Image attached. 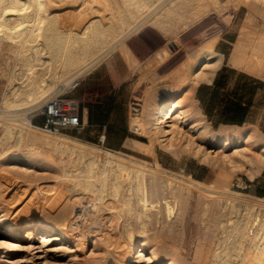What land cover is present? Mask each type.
Instances as JSON below:
<instances>
[{"label":"rangeland","instance_id":"rangeland-1","mask_svg":"<svg viewBox=\"0 0 264 264\" xmlns=\"http://www.w3.org/2000/svg\"><path fill=\"white\" fill-rule=\"evenodd\" d=\"M143 1L147 6L140 16L137 2L129 0H48L46 13L60 16L56 27L65 33L69 26V32L83 31L86 22L101 18L107 36L98 37L99 53L87 71L75 68L53 81L49 91L81 71L82 83L70 96L82 107L101 103L106 122L87 120L81 130L62 136L29 124L28 112L42 98L18 108L8 104L16 95L19 103L26 100L30 79L44 88L52 72L36 66L30 79L18 76L21 45L0 31V264H167L166 259L178 264L256 263L252 237L257 235V243L264 237V0ZM25 7L17 15H6L12 26L19 23L20 12L33 14L39 8L27 7L26 12ZM26 27H37L33 17ZM237 44L240 52L232 60ZM211 45L217 53L224 52L212 82L187 81L178 93L167 95L166 90L185 78L178 68L194 51ZM223 68L226 84L208 106ZM226 93L235 103L254 100L247 122L219 121ZM162 104L181 110L178 135L164 132L171 127L154 124ZM175 117L172 114L168 125L176 124ZM62 143L77 144L82 153L66 150ZM120 162L137 164L158 180L172 182L163 190L175 204L174 217L165 211L138 216L127 210L122 196L114 197L111 184ZM254 218L261 221L255 233L251 230V239L242 231L236 240L229 222L244 219L250 225ZM42 229L51 233L39 236ZM153 253L163 261H147Z\"/></svg>","mask_w":264,"mask_h":264},{"label":"bare ground","instance_id":"bare-ground-1","mask_svg":"<svg viewBox=\"0 0 264 264\" xmlns=\"http://www.w3.org/2000/svg\"><path fill=\"white\" fill-rule=\"evenodd\" d=\"M52 1L53 0H49ZM151 1V0H150ZM163 1V0H162ZM55 2V1H54ZM76 2V0H75ZM82 2V1H81ZM130 4L137 2V12L138 14L141 16L143 14V9L147 6L143 0H129ZM132 2V3H131ZM149 2V1H148ZM152 2V1H151ZM186 2V1H185ZM147 3V2H146ZM84 4V3H83ZM150 4V3H149ZM25 6V9H32L33 6L37 5L39 8L38 10L35 11L36 13L33 12V14H24L21 13L23 12L21 10V6ZM50 5L48 3V0H26L25 2H23L22 0H0V31L4 30V34L7 37H3V38H8V36L12 39V41L14 42H18V44L20 43L21 47L19 49V58L20 60H18V63L20 61V63L18 65H20L19 67L16 68V71L20 69L19 73L17 74L15 72V75L17 74L18 76H27V78L32 77L31 74L33 73H37L34 70L37 68L36 66H38V69L40 66H45L47 68H49V70L52 72L50 73V83H46V86L44 88H42V84L40 83V85H35L34 81L32 82V80L30 79V82L28 80V84H27V88H25L27 90V98L25 101L19 103L18 100L16 99L17 95L15 98H11L12 101L9 102V105H13V106H20V105H24V104H28L29 102L33 103V102H38L41 98L43 99V97H45L49 91H51L52 88V82L55 80H59L61 77H65L66 75H68L71 71L74 72L73 70L75 68H79L78 70H86L89 69L95 62L96 57L98 56V51L95 45L96 42H98V37H100V35H104L106 34L104 32V30L102 29V27H104L102 24V21L100 19H92V21L86 22L88 23V25L83 28V31H74L72 30V32H69V28L67 29L68 32H64L65 30L59 29V27H56V23L59 19V15L58 18H56V14L50 16L49 13L46 9V6ZM74 5V4H73ZM169 5V4H168ZM173 5V4H172ZM183 5V4H182ZM185 5V4H184ZM87 6V5H86ZM129 6V5H128ZM114 7V6H113ZM150 7V6H149ZM182 7V6H181ZM184 7V6H183ZM82 8V7H80ZM79 8V10H80ZM93 8V7H92ZM132 8V7H131ZM173 8V7H172ZM175 8V7H174ZM173 8V9H174ZM187 8V7H186ZM24 9V7H23ZM26 9V12H27ZM33 9V10H34ZM185 9V8H184ZM21 12L18 14L22 17L19 20V23L17 22L16 26H12L10 24V22L8 21V19L6 18V15L8 14H16L18 13V11ZM83 10V9H82ZM94 10V9H93ZM115 10V9H114ZM148 10V8H147ZM150 10V9H149ZM177 10V9H176ZM182 10V9H181ZM180 10V11H181ZM17 11V12H16ZM31 11V10H30ZM29 11V12H30ZM90 11V10H88ZM135 11V12H136ZM165 11V10H164ZM172 12V10H170ZM16 12V13H15ZM75 12V10H74ZM77 12V11H76ZM75 12V13H76ZM87 12V11H86ZM99 12V11H98ZM101 12V11H100ZM99 12V13H100ZM174 12V11H173ZM179 12V10H178ZM177 12V13H178ZM82 13H85V11L83 10ZM92 13V12H91ZM119 13V12H118ZM133 13V12H132ZM79 14V13H78ZM77 14V16H78ZM147 14V13H146ZM182 14L181 12H179V15ZM187 14V13H186ZM83 15V14H82ZM100 15V14H99ZM119 15V14H118ZM163 15V14H162ZM170 15V14H169ZM174 15V14H172ZM14 16V15H13ZM92 16V15H91ZM113 16V15H112ZM15 17V16H14ZM33 17L34 23L37 24V27L34 29H28L23 28L24 24L27 23L28 19H31ZM120 17V15H119ZM133 17V16H131ZM182 17V16H181ZM184 17V16H183ZM11 18V17H10ZM75 18V17H74ZM110 18V17H109ZM115 18V17H114ZM168 18V17H167ZM170 18V16H169ZM12 19V18H11ZM57 19V20H56ZM76 19V18H75ZM78 19V17H77ZM106 19V18H105ZM147 19V18H146ZM87 20V19H86ZM123 20V19H122ZM162 20V19H161ZM170 20V19H169ZM168 20V21H169ZM179 20V19H178ZM109 21V20H108ZM136 21V20H135ZM185 21V20H184ZM30 22V21H29ZM32 22V21H31ZM30 22V23H31ZM80 22V21H79ZM83 22V21H82ZM106 22V21H105ZM182 22V21H181ZM186 22V21H185ZM74 23V22H73ZM143 23V22H142ZM168 23V22H167ZM29 24V23H28ZM141 24V23H140ZM30 25V24H29ZM33 25V24H32ZM61 24H59L60 26ZM110 25V24H109ZM167 25V24H166ZM165 25V26H166ZM23 26V27H22ZM35 26V25H34ZM73 26V25H72ZM75 26V25H74ZM140 27V26H139ZM167 27V26H166ZM173 27V26H172ZM184 28H187V25H183ZM72 28V27H71ZM75 28V27H73ZM107 28V27H106ZM128 28V27H127ZM121 29V28H120ZM124 29V28H122ZM63 30V31H62ZM107 30V29H106ZM125 31V30H124ZM113 32V31H112ZM128 32V31H127ZM2 33V32H0ZM2 33V35H3ZM108 33V32H107ZM125 33V32H124ZM181 33V32H180ZM110 34V33H109ZM1 35V36H2ZM124 35V34H123ZM105 37H107L106 35H104ZM110 36V35H109ZM115 36V35H114ZM127 36V35H126ZM175 36V35H174ZM1 38V37H0ZM97 38V39H96ZM120 38V37H119ZM10 39V40H11ZM116 39V37H115ZM9 40V38H8ZM102 41V40H100ZM99 41V42H100ZM107 41V40H106ZM117 41V40H115ZM100 44V43H99ZM19 45V46H20ZM117 45V44H116ZM102 46V45H101ZM115 46V45H114ZM104 47V45H103ZM102 48V47H101ZM260 48V47H259ZM264 48V47H263ZM263 48H261L260 50H264ZM101 50V49H100ZM17 52V51H16ZM240 52V45H236L233 53H232V60H234L236 58V56L239 54ZM190 56V55H189ZM45 57L47 58L46 60ZM260 58V57H259ZM223 59V54H219L214 50V46L211 45L209 46L207 49H198L196 51H194L191 56L189 57L188 61L183 64V66L179 69L178 68V74L180 76V78H183V76H185V78L178 82L177 86L173 87V89H168L166 90L167 95H172L175 93H178V90L180 88H182L187 81L191 82V83H200V82H212L217 69L219 68L221 62ZM29 62L28 67L26 66L25 62ZM182 65V64H181ZM30 66V67H29ZM35 68V69H34ZM177 69V68H176ZM31 70V71H30ZM48 70V69H47ZM46 70V71H47ZM37 71V70H36ZM49 71V72H50ZM39 72V71H38ZM176 73V71H175ZM174 73V74H175ZM43 74H45L43 72ZM74 74V73H72ZM173 74V73H172ZM175 74V75H178ZM16 75V76H17ZM46 75V74H45ZM171 75V74H170ZM174 75V76H175ZM183 75V76H182ZM39 77H41L40 75H38ZM37 76V77H38ZM48 76V77H49ZM182 76V77H181ZM47 77V76H46ZM46 77H44L46 79ZM47 77V79H48ZM42 78V77H41ZM42 81H46V80ZM71 78V76H70ZM174 78V77H172ZM177 78V76H176ZM179 78V79H180ZM13 79V78H12ZM23 80V78H21ZM35 79V78H34ZM37 79V78H36ZM171 79V78H169ZM178 79V80H179ZM27 80V79H25ZM39 80V79H38ZM176 80L174 79H171ZM181 80V79H180ZM41 81V80H40ZM177 81V80H176ZM168 82V81H167ZM174 82V81H173ZM188 82V83H189ZM12 83V82H11ZM39 83V82H38ZM45 83V82H44ZM171 83V82H170ZM167 83V84H170ZM176 83V82H175ZM22 84V83H21ZM24 84V83H23ZM37 84V83H36ZM173 84V83H172ZM16 85V84H15ZM20 85V84H19ZM25 85V84H24ZM45 85V84H44ZM43 85V86H44ZM21 86V85H20ZM29 86V87H28ZM55 86V85H54ZM169 86V85H168ZM172 87V86H171ZM180 87V88H179ZM18 88V87H17ZM167 88V87H166ZM165 90V89H164ZM15 91V90H14ZM19 91V90H18ZM16 92V91H15ZM14 92V93H15ZM13 93V94H14ZM20 93V92H19ZM21 94V93H20ZM166 95V96H167ZM13 96V95H12ZM173 97V96H172ZM162 98V97H161ZM170 98V97H168ZM5 101H8L7 99ZM164 102V101H162ZM7 102H5L6 104ZM160 103V102H159ZM166 103V102H165ZM180 103V102H179ZM7 105V104H6ZM179 106V105H178ZM7 107V106H6ZM17 107V108H18ZM177 107V105H176ZM151 111V110H150ZM143 112V111H142ZM176 113V117L174 118L177 122L176 124L174 123L173 126L168 125L169 122H172V114ZM152 116V115H151ZM140 115L137 114L135 116V120L136 122H140ZM184 118V116H182V112L181 110H175L171 107V105H164L162 104L159 111H158V115L155 118V123L157 126L158 124H163V127H171L170 129H165L164 132L165 133H170V134H174V133H180L178 132V128L176 127L178 124V120ZM3 119V118H2ZM142 119V118H141ZM154 122V121H153ZM8 123V122H7ZM143 122H141L142 124ZM25 124V123H23ZM140 124V125H141ZM22 125V124H21ZM28 125V124H27ZM26 125V126H27ZM152 125V124H151ZM144 126V125H143ZM180 126H182L180 124ZM23 127V126H22ZM28 127V126H27ZM162 127V126H161ZM158 128V127H157ZM160 128V127H159ZM24 129H27L26 127ZM31 129V128H30ZM154 129V128H153ZM162 129V128H161ZM20 130V129H19ZM159 130V129H158ZM38 131V130H37ZM161 133H163V130L160 131ZM40 133V132H39ZM26 134V133H25ZM175 134V135H176ZM178 135V134H177ZM176 135V136H177ZM46 136V135H45ZM44 136V137H45ZM40 137V136H39ZM36 138V137H35ZM46 138V137H45ZM65 142H67V140H65ZM69 142V141H68ZM75 143V142H73ZM56 144V143H55ZM63 144V143H62ZM72 144V143H70ZM69 144V145H70ZM65 147H64V146ZM63 148L69 149L72 152L75 151H79L80 153H82V149L80 146H76L73 145L69 146L67 144H63ZM57 147V146H56ZM87 148V147H86ZM64 152V151H63ZM174 152V151H173ZM91 154V153H90ZM93 154V153H92ZM83 155V154H82ZM81 155V156H82ZM113 156V155H112ZM83 157V156H82ZM82 157H80L82 159ZM111 157V156H110ZM79 158V157H78ZM94 159V158H93ZM116 159V158H115ZM155 160V159H154ZM87 161H89L87 159ZM109 161V160H108ZM92 162V160H91ZM136 162V161H135ZM80 163V162H79ZM93 163V162H92ZM109 163V162H108ZM138 163V162H137ZM88 164L91 166V163L88 162ZM87 164V165H88ZM156 164V163H155ZM94 165V164H93ZM117 165V163H116ZM89 166V168H90ZM97 166V165H96ZM113 166V165H112ZM157 166V164H156ZM105 167V166H104ZM88 168V166H87ZM118 168V172H116V174L114 175V182H112L113 185L112 186V190H113V195L114 197L117 198H121L118 196H122L124 198V204L127 207V210L132 213L134 211H137V215L138 216H144L146 218H150V215H154L155 213L159 214L165 211V215L169 216V217H174L175 215V204L173 203V200L170 198V196H166L165 192L163 190V188H169L170 186H172V182L168 181H160L158 180V178L156 177L155 174L147 172V170L145 168H142V166H138L136 164V166H131V165H126L123 164V162L118 163L117 167ZM102 169V168H100ZM148 169V168H147ZM93 170V169H90ZM113 170V169H112ZM115 170V169H114ZM154 170V169H153ZM151 172V171H150ZM110 173V172H109ZM103 175V173H101ZM106 174V172H105ZM149 176V179L147 178ZM90 177V176H89ZM93 177V176H92ZM95 178V177H94ZM97 178V177H96ZM100 179V178H99ZM97 179V180H99ZM104 179V178H103ZM108 179H110L108 177ZM161 179V178H160ZM166 180V179H165ZM104 180H102L103 182ZM86 184V183H85ZM89 184V183H88ZM109 184V183H108ZM95 185V184H94ZM99 185V184H98ZM90 187H92L93 185L90 182ZM88 186V187H89ZM104 186V185H103ZM89 187V188H90ZM86 188V187H85ZM94 188V187H93ZM110 188V187H108ZM177 186L174 185V187H172V194L174 195V200L176 202L177 197H178V190L176 189ZM88 189V188H87ZM111 190V191H112ZM171 194V193H170ZM171 194V195H172ZM112 198V197H111ZM101 199V198H100ZM115 199V198H114ZM103 200V199H102ZM101 200V202H102ZM118 200V199H117ZM179 202V200H178ZM103 205V202H102ZM104 206V205H103ZM98 207V205L96 206ZM123 207V206H122ZM97 209L100 210H104V207H98ZM109 209V208H107ZM107 211V210H106ZM77 212V211H76ZM122 213V212H121ZM134 214V213H133ZM78 215V214H77ZM81 215V214H79ZM162 215V214H161ZM83 217V216H82ZM76 218V217H75ZM145 218V219H146ZM241 218V217H240ZM246 219V217H245ZM169 220H171V218H169ZM257 219L254 218L250 225L248 222H246L244 219H236L235 221H230L229 225H231L230 227V232L232 235H234L235 239L239 241V239H241L242 236V231H244V236H247L249 239H251V230L255 233V229L254 226L257 228V226L260 225V221L261 219H258V221H256ZM141 221V220H140ZM264 221V220H263ZM77 225V224H76ZM264 225V223H263ZM67 227V226H66ZM228 227V229H229ZM81 231V230H80ZM38 232V231H37ZM121 232V231H120ZM127 232V231H126ZM49 233H51L50 229H42L41 231H39V236H45L48 235ZM81 233V232H80ZM123 233V232H122ZM264 234V233H263ZM79 235V234H78ZM253 236V234H252ZM255 236V234H254ZM61 238L64 237L60 236ZM228 237V236H227ZM231 237V236H230ZM89 238V237H88ZM245 238V237H244ZM243 238V239H244ZM257 239V235L256 237H252V242H251V246L254 247V252H257L256 254L254 253V259L252 260H256V263L254 264H264V237H262L263 240H261V243H257L256 240ZM261 239V238H260ZM228 241V238H227ZM237 241V242H238ZM221 242V241H220ZM203 243V242H202ZM236 244V243H235ZM218 245V244H217ZM250 245V244H249ZM141 246H146L145 242L143 241ZM215 246V245H214ZM224 247V246H223ZM227 247V246H226ZM248 247V246H247ZM211 248V247H210ZM246 248V247H245ZM244 249V248H243ZM250 249V248H249ZM116 250V249H115ZM134 250V248H133ZM218 250V249H217ZM217 250L214 251V254H217ZM242 250V248H241ZM251 250V249H250ZM246 252V251H245ZM239 255V254H238ZM246 255V254H245ZM221 256V255H220ZM242 258V256H241ZM147 261L149 262H157L160 263L161 261H163V259L161 258V256H155V254H151L148 256ZM167 264H178V262H176L173 259H166ZM240 261V260H239ZM202 262V261H201Z\"/></svg>","mask_w":264,"mask_h":264},{"label":"built area","instance_id":"built-area-1","mask_svg":"<svg viewBox=\"0 0 264 264\" xmlns=\"http://www.w3.org/2000/svg\"><path fill=\"white\" fill-rule=\"evenodd\" d=\"M82 72L59 83L55 89L29 110V124L41 131L62 136L84 127L85 113L80 101L70 94L82 83Z\"/></svg>","mask_w":264,"mask_h":264},{"label":"trees","instance_id":"trees-1","mask_svg":"<svg viewBox=\"0 0 264 264\" xmlns=\"http://www.w3.org/2000/svg\"><path fill=\"white\" fill-rule=\"evenodd\" d=\"M225 71L227 69L223 68L218 71L214 83L212 85V92L210 98L208 100V106L211 105L214 100L218 97L221 92V89L224 87L225 80L227 75H225ZM221 105L223 106L222 110L220 111V115L222 119L219 121L222 123H229V124H243L246 121V116L249 111V103L244 102H232L229 99V94L226 95L220 100ZM208 114H212V110L208 111Z\"/></svg>","mask_w":264,"mask_h":264},{"label":"crops","instance_id":"crops-1","mask_svg":"<svg viewBox=\"0 0 264 264\" xmlns=\"http://www.w3.org/2000/svg\"><path fill=\"white\" fill-rule=\"evenodd\" d=\"M224 55V52H222ZM246 103V102H245ZM247 103H249V109L254 108V100H250ZM84 109L85 113V121L88 120L91 124H103L106 122V116L105 111L103 110L104 106L101 105V103H88L86 105H83L82 107ZM248 121V114L246 116V121ZM244 122V123H245Z\"/></svg>","mask_w":264,"mask_h":264}]
</instances>
